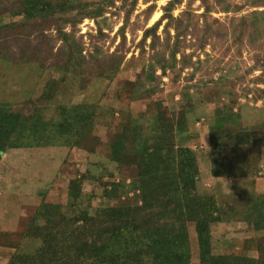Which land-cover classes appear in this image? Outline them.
Returning <instances> with one entry per match:
<instances>
[{
	"label": "rangeland",
	"instance_id": "obj_1",
	"mask_svg": "<svg viewBox=\"0 0 264 264\" xmlns=\"http://www.w3.org/2000/svg\"><path fill=\"white\" fill-rule=\"evenodd\" d=\"M6 1L9 0H0V7ZM169 1L139 0L129 13L132 4L119 0L104 17L85 18L74 28L64 25V32L73 34L71 43L81 48L86 66L93 63L90 54L97 48L109 57H124L113 80L99 76L95 70L93 76L85 74L78 79L69 73L70 57L76 52H69V44L57 37L53 27L31 33H22L18 28L0 29V105L17 109L24 106L22 111L26 114L36 110L48 124L60 122L61 107L89 104L96 108L85 150L50 146L1 153L0 264H8L39 205L66 203L71 177L100 165L103 183L122 179L129 183L134 171L126 164L119 168L108 161L110 143L123 124L128 123L141 126L142 135L149 137L151 119L158 113L173 117L175 124L183 116L182 129L178 125L173 127L174 136L178 141L183 137L194 150L200 170L199 186L221 194L223 199L219 203L227 206L230 193L242 196L252 191L264 192V163L256 178H215L209 144L210 133L220 128L264 132V21H260L259 34L252 33V22L261 18L257 14L264 12V6L254 5L253 0H183L173 10L174 20L167 31L164 21L157 32L161 39L158 50L167 52V59L173 52L175 28L185 32L180 38L177 67L165 75L156 70L155 93L146 95L143 89L135 93L137 89L126 82L138 79L142 71L147 72L153 57L151 39L143 46L141 40L145 31L161 19ZM156 15L158 18L153 21ZM20 21L18 14L2 16L0 12V27ZM189 23L190 29L185 30ZM167 41L169 47L165 49L162 43ZM97 71L102 74V70ZM84 78L86 85L82 84ZM53 81L58 83L46 92ZM183 94H189L192 103L184 100ZM232 105L234 109L230 108ZM157 182L161 183L160 189L169 188L175 179L164 176ZM91 186L88 184L86 189ZM132 197L133 192L121 202L128 203ZM245 199L248 203L251 197ZM138 206L141 203L135 207ZM172 207L177 212L178 206ZM189 233L194 247L192 229ZM213 239L216 254L258 257L264 249V231L254 233L244 223L218 225L213 229Z\"/></svg>",
	"mask_w": 264,
	"mask_h": 264
},
{
	"label": "trees",
	"instance_id": "obj_2",
	"mask_svg": "<svg viewBox=\"0 0 264 264\" xmlns=\"http://www.w3.org/2000/svg\"><path fill=\"white\" fill-rule=\"evenodd\" d=\"M118 1L9 0L4 8L0 7L1 15L18 14L22 21L0 29L18 28L22 33H31L53 27L57 37L69 44V52H76L70 57L69 73H74L78 79L85 74L93 76L95 70L99 76L113 80L124 57H109L97 48L90 54L93 63L86 66L81 48L71 43L74 42L70 37L73 34H66L63 29L68 24L74 28L85 18L104 17ZM120 1L132 4L130 13L139 0ZM182 1L170 0L161 19L145 31L140 44L146 45L150 38L153 57L147 72L142 71L137 75L138 79L126 82L127 86L137 89L135 93L142 89L146 95L155 93L156 70L160 69L165 75L177 67L183 31L175 28L173 52L169 59L167 52L158 50L161 39L157 32L164 21L167 31L174 20L172 12ZM253 4L264 6V0H253ZM257 15L261 18L252 22L253 35L259 34L260 21H264V12ZM190 25L185 26V30H189ZM99 34H103L101 29ZM168 41L162 43L163 48L169 47ZM97 70H102V74ZM57 83L50 82L46 92ZM86 83L84 78L82 84ZM183 99L192 103L189 94H183ZM23 108L0 105V162L2 152L20 148L67 146L86 149L85 144L90 139L88 132L94 127V106L61 107L62 119L52 124H48L38 111L26 114ZM230 108L234 109L233 105ZM172 118L160 113L155 115L151 119L149 129L152 134L149 137L142 135L141 126L123 124L121 132L110 143L112 150L108 161L119 168L126 164L134 171L131 181L128 183V179H122L103 183L100 165L99 170L98 167L94 170L88 167L83 173L71 177L66 203L43 202L38 206L8 264H264L263 248L258 257L216 254L213 250V229L218 225L244 223L254 233L264 231V192L252 191L242 196L230 193L227 206L219 203L223 199L221 194L199 186L200 170L194 150L185 144L183 137L178 141L174 136L173 127L178 125L182 129L183 116L175 121L177 124ZM252 129L220 128L210 133L215 178L226 177L235 181L236 178H256L261 174L264 132ZM86 151L90 152L89 149ZM164 176H172L175 183L160 189L161 183L157 181ZM88 184L92 185L90 190L86 189ZM131 192L134 193L131 201L122 203L121 199ZM249 197L250 202L246 203L245 198ZM138 203L141 206L135 207ZM175 205L178 206L177 212L172 207ZM191 229L194 247L189 233ZM171 249H174L172 254ZM184 256L186 260L183 261ZM172 258H175L174 262Z\"/></svg>",
	"mask_w": 264,
	"mask_h": 264
},
{
	"label": "bare ground",
	"instance_id": "obj_3",
	"mask_svg": "<svg viewBox=\"0 0 264 264\" xmlns=\"http://www.w3.org/2000/svg\"><path fill=\"white\" fill-rule=\"evenodd\" d=\"M157 18H158V16L156 15V16L153 18V21H155Z\"/></svg>",
	"mask_w": 264,
	"mask_h": 264
}]
</instances>
